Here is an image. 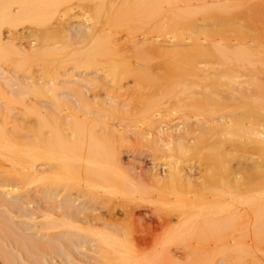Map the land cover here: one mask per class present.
Masks as SVG:
<instances>
[{
    "label": "bare ground",
    "instance_id": "bare-ground-1",
    "mask_svg": "<svg viewBox=\"0 0 264 264\" xmlns=\"http://www.w3.org/2000/svg\"><path fill=\"white\" fill-rule=\"evenodd\" d=\"M158 1L173 7L170 13L175 12L172 16L177 19L170 18L171 22V16L164 15L174 32L164 28L162 37L155 30L161 40L153 33L139 34L142 43L127 56L135 59L136 70L131 61L116 57L118 52L112 49L114 45H107L106 36L104 41L98 36L104 26L118 19L120 6L114 2L116 13L107 9L109 0H0L1 59L15 61L22 56L28 63L35 56L47 57L42 61L45 67L30 77L28 104L20 109L19 116L29 125L27 152L25 146V150L16 147L18 141L14 147L15 143L10 144L13 150L24 152L26 161L15 166L19 163L15 160L23 158L17 157L16 150L19 160L13 154L8 155L14 157L13 163L12 158L6 161L11 166L15 163L14 169L21 168L14 174L19 180L15 179H27L33 192L40 186L55 197L81 194L82 199L76 201L80 198L86 206L97 207L96 215L83 220L63 210H49L42 227L48 232L59 228L85 231L84 236L98 249L94 264H171L173 246L188 259L184 264H211V256L204 258V251L222 254L237 249L243 253L246 246L252 250L250 264H264V0H123L119 11L137 8L145 13ZM158 5L163 10L162 2ZM73 15L80 21L67 20ZM10 49L18 58L9 57ZM60 52L66 62L96 69L103 78L102 82L97 76V83L113 100L123 84L133 88L134 96L129 94L131 99L124 98L121 104L127 116L133 117L127 122L155 165L149 183L120 167L118 150L130 143L120 125L115 129L98 122L93 114L81 116L56 99L58 68L47 70L46 64ZM58 60L50 63L57 65ZM156 70L163 74H154ZM127 92H122L123 97ZM39 99L46 100V108L38 107ZM112 105L104 106L115 112ZM5 131V138L0 136L2 146L9 138ZM10 150L4 157L0 154V159ZM1 163L0 171L9 173L10 165ZM159 166L165 167L162 173H158ZM143 204L155 215L152 221L137 220L135 210ZM247 225L252 226V236L242 234Z\"/></svg>",
    "mask_w": 264,
    "mask_h": 264
},
{
    "label": "rangeland",
    "instance_id": "rangeland-1",
    "mask_svg": "<svg viewBox=\"0 0 264 264\" xmlns=\"http://www.w3.org/2000/svg\"><path fill=\"white\" fill-rule=\"evenodd\" d=\"M109 1L110 2H108V0H107V2H108V4H107L108 8L107 9L109 10V8H110L109 12L114 10V13H116L117 10L114 7L115 6H117V8L119 6L122 7L123 0H115L118 5H116V2L114 0H109ZM113 2L115 3V6H114ZM120 2H121V4H120ZM159 2H162V5L164 6V7L162 6L163 10L165 8L166 11L165 10L163 11L161 9L160 10L161 12H160L158 7H155V6H159L158 5ZM158 3H157V5H154V7H153L156 10H158V12H159L158 15L155 14V9L151 8L152 9L151 10L149 8L151 11L154 12V13L150 14V15L154 14L153 16L149 15V13L151 12V11L149 12V9H145L146 11L148 10L147 11L148 14H147L146 11H145V13H141L140 10L144 11V9H137V8L128 9L127 8L126 10H123L124 8H122V11H119L121 9L119 7L118 8L119 10L117 13V15L119 14V16L117 17L118 19L111 22L112 27L110 26V23H109V26H104V28L101 29L102 32L98 34V36H100L99 38L101 40H103V36L104 37L106 36L104 40L108 39L107 41H105V42H107L108 46L112 47L114 45L116 47V46L120 45L121 50L123 49L122 51H120L119 47L115 48L113 46V48H112L116 51V53L118 52L117 56L116 55L115 56L117 58H120L121 62L123 60L131 61V63L133 62V64L130 63V66L133 65L131 67L136 68V67H134L135 59L133 61V58L131 60V57L129 58L127 56H131L133 54L132 52H134L133 50L136 49V46L139 47V45L142 43V40H143V38L141 36L142 34L153 33L152 35L154 37L158 36L157 38H160L159 35L163 34V35H161L163 37L165 31L169 30L170 33L174 32V31L173 32L171 31V29L169 27L170 26L169 23H171L172 20H174L176 18V17L174 18L172 16V15L175 16L176 13L173 12V14H171L173 10L171 11L172 6L170 5V7H169V3L166 4V2H163V1H158ZM160 5H161V3H160ZM167 5L170 9L168 7H166ZM159 8H161V6H159ZM168 9H169V13L171 12L170 15L168 14V11H167ZM135 12L136 13L138 12L140 14L138 15V13L136 14ZM164 12L167 13V16H171V17H168V20L170 18L171 19L174 18V19H172V20L170 19L171 22H169L167 20V17L165 18L166 14L164 15ZM112 13H113V11H112ZM126 13H128V14H126ZM129 13L130 14L133 13L136 16L134 17L132 14L131 16H133V17H130ZM156 13H157V11H156ZM72 14H74L76 16L77 11L72 12ZM123 14H126L125 16H128V17L123 16ZM141 14H143V15L145 14V17L150 16V18L147 19L142 15L144 17L143 18L140 16ZM161 14H163L164 16ZM74 15L71 16L72 19H69L70 18L69 17L67 20H71L72 22H75V21L79 22L80 20H82V16L80 17V14H77L78 18L80 17V20L77 19V17L75 20ZM161 17H162V21L164 23L161 20L159 22V19H161ZM163 17L166 19V21H168V23L166 22L167 25L165 24V20ZM124 18H125V20L123 21ZM203 18H204V16L202 17V19ZM120 19L123 22V24H121L122 22L119 21ZM133 19L136 21H134ZM143 19H144V21H142ZM156 19L158 20V23H159L158 25H156L157 23H155V22H157ZM152 20H153V22H152ZM127 21H129V22H127ZM118 22H119V24H118ZM134 22H136V23H134ZM147 22H149V23H147ZM161 22H162V24H161ZM130 23L132 25H130ZM141 23H143V24H141ZM145 23H147V24H145ZM150 23L152 25H150ZM164 24L166 26H164ZM119 25H122V26L120 27ZM162 25H163V27H162ZM203 26H204V22H203ZM108 27H110V28L108 29ZM140 27L142 28L141 31H140ZM158 27H160V28L162 27V28L159 30ZM125 28H126V30H125ZM144 28H147V29L144 30ZM164 28H166L167 30L165 29V31H163L162 29H164ZM209 28H210V26H209ZM211 28H213V31L209 30L208 28H205V29H208L209 31H211L213 33L214 27H211ZM17 29L19 30L20 28H17ZM105 29H106V31H105ZM131 29L133 31H131ZM134 29L136 31H134ZM217 29H219V27ZM149 30H150V32H149ZM155 30H158V32H160L161 34H159ZM142 31H143V33H142ZM105 32H106V35H105ZM120 32H121V34H120ZM134 32H135V35H137V36H134ZM154 32H155V35H154ZM156 32H157V34H156ZM169 32L167 34H170ZM203 33H204V27H203ZM209 33L210 32H208V34ZM214 33L216 34V31ZM214 33L212 35H214ZM139 34H141L140 37H138ZM217 35H218V32H217ZM168 36H170V35H168ZM171 36H172V34H171ZM132 37H135L136 39H137V37L139 39L141 38L140 42L138 43L139 39L134 40L135 38L133 39ZM157 38H155L154 40L157 41L158 40ZM161 39L162 38H160V40ZM133 40L137 43L134 44L132 42ZM160 40H158V41H160ZM129 42H131L130 44H131V47L133 49H131L130 44H128ZM132 43L135 46V48L132 45ZM125 44H126V47H125ZM121 45L123 46V48ZM128 45H129V47H128ZM124 47L126 48V50ZM129 48L131 49L130 50L131 52L128 51ZM0 51L4 52L3 50H0ZM8 51L10 52V56H9V52H7V51H5V52L8 53L9 57L18 58L16 56L11 55V49ZM62 53L63 52L55 53L58 56H54V57L49 58L51 60H58L60 58L57 61L58 66L53 64V63L51 64L50 63L51 60H49L48 64H46L47 70H49V68L51 70H54L56 67L58 68V69L56 68L57 74L55 75L57 77V88H56V91H57L56 95L57 96H56V99L59 100L60 102H62L61 103L62 107L65 108V106H68L70 109H72V110L74 109V111L77 112L78 114L80 113L81 116L82 115H85L87 117L96 116L98 118L96 119V117H95V119L98 120V122L101 123V121L102 122L104 121V124H106L110 127H115V129H119V125H120L119 130L120 131L123 130L124 133L126 134L125 138H128L130 140V143L128 142L129 144L128 143L125 144L127 147L123 144L124 147H121L118 150V153H119L118 162L120 164V167L124 168L123 171L125 170L126 173H128L129 175L132 174L131 176L135 177L136 180H138V177L140 179L142 178V180L143 179L145 180L147 178L148 183H149V181H150L149 179H151V175L155 172L153 169L155 165L152 161L151 155L148 154L149 152L147 150L145 151V148L142 146L143 145L142 142L139 141L140 136H137L136 130H134V128L131 126L132 124H129L127 122V120H129V119H130L129 121L133 120V117L127 116V114H126V112H124V110L122 108V104H121L124 98H125L124 100H127V101H128V99H131L130 97L133 94L132 84H131L132 89H130V86H129L130 84H126V85L123 84L124 86H122V90L121 91L118 90L115 92V94H116L115 96L117 98L120 97L119 98L120 100L119 99L117 100L116 97L113 100L112 99L113 97L111 98L110 97L111 95L109 96L107 94V92L103 88L102 84L97 83L98 77L102 78V75L100 73L96 72V69H85L86 66L84 64H80V65L76 66L75 64H73V62H66L67 57L65 59L64 58L62 59L60 57L62 55ZM174 55L175 56H173V57H177V55H179V54L177 53ZM18 56L20 57V55H18ZM2 57H4V56H2ZM123 57H125V58L123 59ZM4 58L1 59V57H0V127H2V128H0V130L1 131L3 130L2 132L4 133V130L7 129L8 134L5 131V133L7 135L6 134H4V135H6L9 138L6 137L8 139V141H7V139L5 140L7 142V145L3 142V144H5V146L3 145L4 146L3 147L1 144H2V141H4L3 138H5V137L2 136L3 134L0 131V133H1L0 136L3 137V138L0 137V139H1L0 150L3 149L5 151V152L3 151L2 153H0L1 156H3V154L6 153L7 148L9 150L12 149L10 147V144L15 143L13 145V147H14L16 145V143H18V142H19V144L16 145V147L17 146L22 147L21 150L26 149L24 152H27V145H28L27 142L31 141L30 136H28L29 133L27 132L29 125H27L28 123L25 122L21 116H19V115H21L20 109H22L21 108L22 106L24 107V105L28 104V99H29L28 87L31 83L30 77L34 74H37L38 72H40L43 69V67H45V66H43L42 61L45 60V58H47V57L43 58L42 56H38V59H37V57L35 56L33 59L31 58L28 61V63L27 62L25 63L24 61H22L23 60L22 56L15 61L14 60L10 61V59L8 57H4ZM52 58H54V59H52ZM127 61H126V63H127ZM22 62H23V64H22ZM60 63H62V64H60ZM123 63L126 66H124ZM123 63H122L123 64L122 66L129 68V65L126 64L125 61ZM51 67H54V69ZM138 69H139V67H138ZM136 70H137V68H136ZM156 72H159V74H161V73L163 74L162 70L161 71L156 70L154 72V74H156ZM102 80H103V78L100 81H102ZM39 83L40 82H37V84H39ZM47 86H49V83L47 84ZM101 87L103 90L100 89ZM95 90H97V92ZM124 91L127 93H125L124 97H123ZM96 93H97V95H96ZM129 94H131V95H129ZM93 95H96V99L94 98ZM119 95H122V98ZM133 96L134 95H132V97ZM109 98H111V99H109ZM111 100L116 101L118 105L116 107H114L111 104V102H112ZM41 101H43V102H41ZM45 101H46L45 99H39V101H38L39 106L38 107H41V108L45 107L46 108L47 106L44 103ZM102 103L104 105L107 104L108 107H109V105L110 106L112 105L115 108V112H114V110H110L111 108L108 109L107 107L102 105ZM99 104L101 106H98ZM5 105H7V106L5 107ZM87 107H90V108H87ZM100 108H104V109L102 110ZM15 109H18L19 113ZM112 111H113V113H112ZM88 114H90V115H88ZM92 114H93V116H92ZM5 115L9 116L11 120L10 119L4 120V118H2L1 116H5ZM2 119L4 121H2ZM11 121L13 122L14 125L12 124ZM106 121H107V123H105ZM11 124L13 125L15 131H12L13 127ZM117 125H118V127H117ZM123 125L125 128L123 127ZM127 125H129L130 127H128ZM122 127H123V129H122ZM16 130H17V132H16ZM18 131H19V133H18ZM13 132L18 133V137H17V134H15V133L13 135ZM10 134L12 135V137L10 136ZM15 136L17 139L15 138ZM13 137L15 138V140ZM12 141H13V143H12ZM20 142H22L24 145L21 144ZM23 146H25L26 148ZM23 148H25V149H23ZM17 149L18 148L14 149V150L13 149L10 150L12 152L9 151L7 155L5 154L7 157L3 158L4 157L3 156L2 159H0V161L2 160L3 162H5L6 159L8 161L13 156L17 160H19L18 158L20 157V154H21L20 158L25 156L24 152H21V150H19V149L17 150ZM14 151L18 152L19 156H17V154L14 153ZM9 153H11V154H9ZM13 154H16V155H13ZM8 155H13V156L12 157L10 156V158H9ZM13 158L11 159V161L12 160L14 161ZM24 158H26V157H23L22 159H20V161L15 160V163L19 162L18 164L14 163L15 166L18 165L20 167V165H22L20 162H22L23 160H24V162H22V163H25L26 159H24ZM3 159H5V161ZM13 161H12V163H13ZM10 162L9 163L7 162L8 164L7 163H4V164L1 163V164L2 165L6 164V166H9L10 164H12ZM14 164L12 166L10 165V168H9V169H11V171L14 170L13 175L15 174V171H16V173H18L17 171H19L21 169V168L19 169L18 166H17V168L19 170L17 168L14 169V167H15ZM6 166L4 167V169L2 168L4 171H5ZM156 166H158V165H156ZM12 167H13V169H12ZM159 167H158V173H162L165 167H163V168H162V166L160 168ZM6 171H8V168L6 169ZM11 171L9 173H6V174L4 172L0 171L2 174V175L0 174L1 175L0 176L1 177L0 178V264H94L93 261H94V258H96L98 249H97V247H95L93 245V243L91 242L90 238L87 237V235L84 236L86 234L85 231H82V230L79 231L78 229L76 230L75 228L74 229L72 228V230L70 229V231H69V229L68 230L66 229L67 232H64L65 229L59 228L57 230L55 229L53 231L48 232L46 230V228L43 229L42 227H43V223L45 221V216L48 215L47 213L49 210L50 211L52 210L53 212L55 210H57V212L55 211L56 213H58V212L60 213V211L63 210L66 212V214H72L74 217H78V218L83 220L84 217L96 215L98 213V211L96 209L97 207L92 208L90 206H86L87 204L81 200L82 199L81 194L76 195L75 193H72L71 197L68 194H62V195H59L58 197H55L54 194H51L50 192L44 191V188H40V186L38 187V190L36 192H33L32 191L33 186L28 185L29 181L27 179L26 180L21 179V181H17V180H19V178L17 179L16 175L13 176ZM10 173L12 176L10 175ZM8 178H9V180H8ZM23 180H24V182H23ZM78 197H80L81 199L79 198L76 201V199ZM148 210H149V208H148V205H146V204L141 205V207H137L135 210L137 220H139V221L142 220L141 222H143L145 220L150 219L152 221V219L155 217V215H153V213L148 212ZM44 212H45V214H44ZM146 222H148V221H146ZM244 227H242V232L244 231V233H242V232L241 233L243 235H246V236L251 234V231H253V230L250 227H252V226L247 225ZM246 228H247V230H246ZM248 230H249V233H248ZM252 235L253 234H251V236ZM248 247L247 246L245 247L246 251L243 248V251H244L243 253H241V251L239 253V250L236 251L237 249L236 250L230 249L232 251L222 252V254H218L217 252L215 253V251H212V250L211 251L213 252V254H212V252L211 253L210 252L205 253V251H204V258H207L206 255H208V257L211 256L210 257V258H212L211 261H210V258H209V260L207 259L208 261L211 262V264H250V260H252V259H249V258H251L250 256L252 254V250H251V248L248 250ZM171 248H172L171 249L172 254L170 253L171 261H172L171 264H177V263L178 264H184L185 262H188V261H186L188 259H185V258L183 259L181 252H179V249L177 247L173 246ZM240 250H242V249H240ZM250 251H251V253H250ZM247 252L249 254H247Z\"/></svg>",
    "mask_w": 264,
    "mask_h": 264
}]
</instances>
